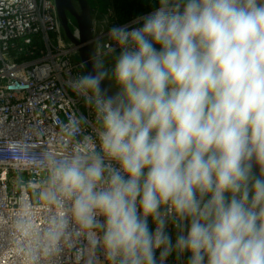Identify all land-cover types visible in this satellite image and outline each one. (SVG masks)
I'll return each mask as SVG.
<instances>
[{
  "label": "clouds",
  "instance_id": "1",
  "mask_svg": "<svg viewBox=\"0 0 264 264\" xmlns=\"http://www.w3.org/2000/svg\"><path fill=\"white\" fill-rule=\"evenodd\" d=\"M134 23L113 26L95 71L71 81L91 131L73 113L77 146L39 161L59 209L47 251L71 229L93 264H264V0H158Z\"/></svg>",
  "mask_w": 264,
  "mask_h": 264
},
{
  "label": "built area",
  "instance_id": "2",
  "mask_svg": "<svg viewBox=\"0 0 264 264\" xmlns=\"http://www.w3.org/2000/svg\"><path fill=\"white\" fill-rule=\"evenodd\" d=\"M91 7L98 54L113 26L138 27L134 22L155 10L120 21L112 5ZM68 26L79 38L71 16ZM113 47L116 52L110 56H117L120 48ZM84 74L79 47L68 38L55 0H0V264H93L87 241L71 229L60 237L58 252L47 251L45 233L59 209L43 199L47 172L39 164L46 153L61 156L77 146L81 137L65 134L73 113L89 119L85 132L93 127L92 110L70 87ZM23 210L35 226L31 252L17 241ZM172 234L174 238V230ZM186 261L187 254L173 255L167 264Z\"/></svg>",
  "mask_w": 264,
  "mask_h": 264
},
{
  "label": "water",
  "instance_id": "3",
  "mask_svg": "<svg viewBox=\"0 0 264 264\" xmlns=\"http://www.w3.org/2000/svg\"><path fill=\"white\" fill-rule=\"evenodd\" d=\"M59 18L68 38L79 47V57L83 63L85 74L94 72V57L98 54L95 46L93 13L90 0H55ZM69 16L73 17L79 27L80 36L76 38L68 26ZM106 69H108L105 66ZM108 93L114 94L117 88L110 79L102 82Z\"/></svg>",
  "mask_w": 264,
  "mask_h": 264
},
{
  "label": "trees",
  "instance_id": "4",
  "mask_svg": "<svg viewBox=\"0 0 264 264\" xmlns=\"http://www.w3.org/2000/svg\"><path fill=\"white\" fill-rule=\"evenodd\" d=\"M111 5L120 21L130 20L153 9L141 0H111Z\"/></svg>",
  "mask_w": 264,
  "mask_h": 264
},
{
  "label": "crops",
  "instance_id": "5",
  "mask_svg": "<svg viewBox=\"0 0 264 264\" xmlns=\"http://www.w3.org/2000/svg\"><path fill=\"white\" fill-rule=\"evenodd\" d=\"M151 8L158 6V0H141ZM91 6L98 5L101 9H106L107 6L111 5V0H90Z\"/></svg>",
  "mask_w": 264,
  "mask_h": 264
},
{
  "label": "rangeland",
  "instance_id": "6",
  "mask_svg": "<svg viewBox=\"0 0 264 264\" xmlns=\"http://www.w3.org/2000/svg\"><path fill=\"white\" fill-rule=\"evenodd\" d=\"M115 57L116 56H107V57H105V63L113 66V64L115 62Z\"/></svg>",
  "mask_w": 264,
  "mask_h": 264
}]
</instances>
